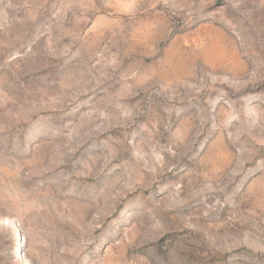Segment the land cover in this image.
Segmentation results:
<instances>
[{
	"label": "rangeland",
	"instance_id": "rangeland-1",
	"mask_svg": "<svg viewBox=\"0 0 264 264\" xmlns=\"http://www.w3.org/2000/svg\"><path fill=\"white\" fill-rule=\"evenodd\" d=\"M0 264H264V0H0Z\"/></svg>",
	"mask_w": 264,
	"mask_h": 264
}]
</instances>
